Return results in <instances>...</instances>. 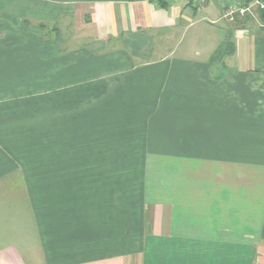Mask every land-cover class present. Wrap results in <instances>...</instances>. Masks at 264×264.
<instances>
[{"label": "crops", "instance_id": "obj_1", "mask_svg": "<svg viewBox=\"0 0 264 264\" xmlns=\"http://www.w3.org/2000/svg\"><path fill=\"white\" fill-rule=\"evenodd\" d=\"M166 1L0 0V264H264L263 23Z\"/></svg>", "mask_w": 264, "mask_h": 264}, {"label": "rangeland", "instance_id": "obj_2", "mask_svg": "<svg viewBox=\"0 0 264 264\" xmlns=\"http://www.w3.org/2000/svg\"><path fill=\"white\" fill-rule=\"evenodd\" d=\"M199 18H201V15L199 16ZM214 28H216V26L210 25L204 21V22L196 23L195 25L188 26V27L186 25H183L181 28V31L175 30V32H172V33L168 32L167 33L168 37L174 36V39L171 40L170 42L171 44H166L164 47L160 44L155 46L154 48L155 53L153 54L152 57H156L157 55L163 54L164 52H159L157 54V52L162 50L163 48L165 50L170 49L171 51L175 47H179L180 51L183 48L184 49L193 48L194 53L201 54L205 52L206 50H209L210 48H212L214 39L216 38V36H218V33L215 31ZM158 32L160 33V35H163V33L164 32L166 33L167 30L164 28V29H160Z\"/></svg>", "mask_w": 264, "mask_h": 264}, {"label": "built area", "instance_id": "obj_3", "mask_svg": "<svg viewBox=\"0 0 264 264\" xmlns=\"http://www.w3.org/2000/svg\"><path fill=\"white\" fill-rule=\"evenodd\" d=\"M195 1L199 7H202L209 0H195ZM218 1H223V0H218ZM237 11L239 14L243 16L249 15L250 17H256V15H258L259 12L264 11V0H252L248 4L242 5ZM234 13L235 12L232 11L229 16L233 18ZM263 27H264V24H263Z\"/></svg>", "mask_w": 264, "mask_h": 264}, {"label": "trees", "instance_id": "obj_4", "mask_svg": "<svg viewBox=\"0 0 264 264\" xmlns=\"http://www.w3.org/2000/svg\"><path fill=\"white\" fill-rule=\"evenodd\" d=\"M159 5L162 8H168L169 7L166 0H159ZM258 17L260 19V22L264 24V11L259 12Z\"/></svg>", "mask_w": 264, "mask_h": 264}]
</instances>
